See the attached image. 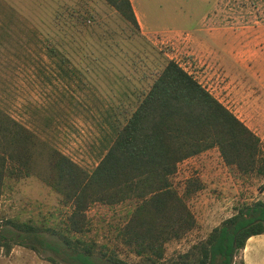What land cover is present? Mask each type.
<instances>
[{"label":"rangeland","instance_id":"374dc122","mask_svg":"<svg viewBox=\"0 0 264 264\" xmlns=\"http://www.w3.org/2000/svg\"><path fill=\"white\" fill-rule=\"evenodd\" d=\"M129 1L138 28L102 0H0V108L90 170L168 58L248 128H264L253 120L264 115V0ZM189 176L203 184L188 200L196 226L165 255L186 250L242 205L264 202V176L239 174L215 148L177 164L178 192ZM130 207L90 205L85 238L115 247L113 227ZM66 212L33 177L11 181L0 198V213L20 220L54 225ZM14 240L0 264H82L45 232Z\"/></svg>","mask_w":264,"mask_h":264},{"label":"trees","instance_id":"16d2710c","mask_svg":"<svg viewBox=\"0 0 264 264\" xmlns=\"http://www.w3.org/2000/svg\"><path fill=\"white\" fill-rule=\"evenodd\" d=\"M128 25L138 28L129 0H102ZM92 169L87 170L0 108V198L11 181L33 177L57 195L67 209L54 225L0 213V253L14 237L41 232L69 249V258L92 264H242L245 239L264 233V202L242 205L186 250L165 255L166 245L196 226L188 200L203 184L187 177L180 192L172 177L182 160L215 148L221 161L242 175L264 176V143L227 107L173 59L165 58L147 90L133 106ZM129 202L113 227L115 247L85 238L86 210ZM52 260V259H50Z\"/></svg>","mask_w":264,"mask_h":264},{"label":"crops","instance_id":"0c3cea01","mask_svg":"<svg viewBox=\"0 0 264 264\" xmlns=\"http://www.w3.org/2000/svg\"><path fill=\"white\" fill-rule=\"evenodd\" d=\"M259 114L260 113L253 115V118L255 116H258L256 119H253L254 122L255 121L259 123L263 122L264 115L262 114L259 115ZM249 128L251 129L252 127L250 126ZM252 131H254V133L264 143V137L262 138V135L264 136V128L257 131L253 129ZM240 256H241L242 264H264V233L248 236L244 241V244L240 251Z\"/></svg>","mask_w":264,"mask_h":264}]
</instances>
